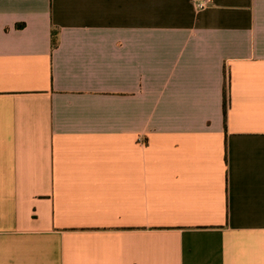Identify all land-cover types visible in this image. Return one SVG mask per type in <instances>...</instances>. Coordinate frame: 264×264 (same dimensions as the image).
<instances>
[{
    "label": "crops",
    "instance_id": "1",
    "mask_svg": "<svg viewBox=\"0 0 264 264\" xmlns=\"http://www.w3.org/2000/svg\"><path fill=\"white\" fill-rule=\"evenodd\" d=\"M0 264H264V0H0Z\"/></svg>",
    "mask_w": 264,
    "mask_h": 264
},
{
    "label": "built area",
    "instance_id": "2",
    "mask_svg": "<svg viewBox=\"0 0 264 264\" xmlns=\"http://www.w3.org/2000/svg\"><path fill=\"white\" fill-rule=\"evenodd\" d=\"M212 4V0H193L195 9L201 11L209 8Z\"/></svg>",
    "mask_w": 264,
    "mask_h": 264
},
{
    "label": "trees",
    "instance_id": "3",
    "mask_svg": "<svg viewBox=\"0 0 264 264\" xmlns=\"http://www.w3.org/2000/svg\"><path fill=\"white\" fill-rule=\"evenodd\" d=\"M58 45V33L56 31L53 32V47H57ZM224 114L226 117L227 114V106H226V96H225V104H224Z\"/></svg>",
    "mask_w": 264,
    "mask_h": 264
}]
</instances>
